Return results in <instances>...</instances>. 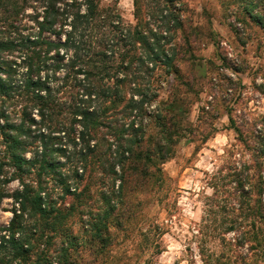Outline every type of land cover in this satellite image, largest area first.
Here are the masks:
<instances>
[{
    "label": "trees",
    "instance_id": "obj_1",
    "mask_svg": "<svg viewBox=\"0 0 264 264\" xmlns=\"http://www.w3.org/2000/svg\"><path fill=\"white\" fill-rule=\"evenodd\" d=\"M160 2L133 0L135 24L128 26L100 0H0V205L13 202L11 221L0 227V264H81L76 254L88 247L106 259L110 230L122 225L119 208L133 207L129 198L141 187L164 182L183 111L171 92L156 106L162 84L144 86L137 72L180 78L185 55L175 36L186 11L182 0ZM243 145L259 171L264 145ZM98 171L110 183L94 215ZM77 209L87 218L78 237L69 225Z\"/></svg>",
    "mask_w": 264,
    "mask_h": 264
},
{
    "label": "rangeland",
    "instance_id": "obj_2",
    "mask_svg": "<svg viewBox=\"0 0 264 264\" xmlns=\"http://www.w3.org/2000/svg\"><path fill=\"white\" fill-rule=\"evenodd\" d=\"M100 1L134 26L133 0ZM182 1L186 20L175 36L185 55L180 78L166 82L160 69L137 72L144 86L159 90L162 84L156 106L170 92L180 101V143L163 165L161 186L155 181L149 189L141 187L129 198L133 207L117 211L122 225L110 230L109 257L98 260L94 249L83 248L76 254L81 264H264V193L256 186L262 181L264 189V159L258 171L254 152L243 145V140L253 149L264 145V0ZM33 116L39 120L37 112ZM67 118L56 119L54 129ZM156 125L153 120L151 127ZM91 180L96 215L103 206L99 192L110 182L101 171ZM18 186L14 182L9 190ZM12 209L11 200L0 205V227L9 224ZM80 213L69 219L77 237L87 219Z\"/></svg>",
    "mask_w": 264,
    "mask_h": 264
}]
</instances>
